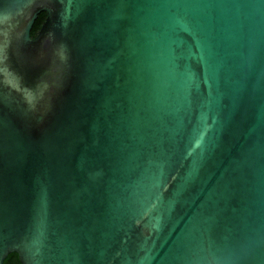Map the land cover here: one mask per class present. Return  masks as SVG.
<instances>
[{"label": "water", "instance_id": "1", "mask_svg": "<svg viewBox=\"0 0 264 264\" xmlns=\"http://www.w3.org/2000/svg\"><path fill=\"white\" fill-rule=\"evenodd\" d=\"M11 251L264 264V0H0Z\"/></svg>", "mask_w": 264, "mask_h": 264}, {"label": "trees", "instance_id": "2", "mask_svg": "<svg viewBox=\"0 0 264 264\" xmlns=\"http://www.w3.org/2000/svg\"><path fill=\"white\" fill-rule=\"evenodd\" d=\"M45 12L39 11L35 18L33 19V22L31 24V27L29 29V35L32 36L36 32L37 28L41 24L42 20L44 19ZM1 264H21L17 258V255L15 252L11 251L8 252L5 257L3 258Z\"/></svg>", "mask_w": 264, "mask_h": 264}]
</instances>
